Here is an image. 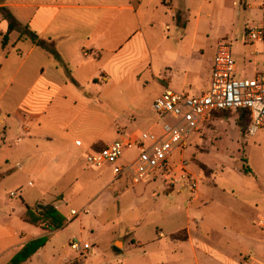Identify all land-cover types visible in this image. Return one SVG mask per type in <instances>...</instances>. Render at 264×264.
Instances as JSON below:
<instances>
[{
    "label": "crops",
    "instance_id": "crops-1",
    "mask_svg": "<svg viewBox=\"0 0 264 264\" xmlns=\"http://www.w3.org/2000/svg\"><path fill=\"white\" fill-rule=\"evenodd\" d=\"M0 8L9 9L38 41L59 54L56 58L37 42L20 39L17 30L3 48L9 23L0 15V261H10L27 243L45 236L52 239L66 228L51 231L48 224H32L26 217H38V206L53 205L66 218L62 205L68 204L72 189L76 195L83 193L77 187L79 176L94 168L87 162L90 154L109 147L121 135L139 137L111 121L108 105L113 100L122 105L120 96L129 91V107L134 108L130 111L127 106L123 112L136 115L140 109L136 82L115 85L113 96L108 72L147 73L161 94L172 90L201 96L210 88L221 42H239L238 35L244 42L247 31L264 27V0H0ZM246 49L238 55V63L252 57L263 69L264 42ZM211 50L215 52L209 59ZM105 56L110 68L101 71ZM98 71L102 73L97 77ZM151 121L147 132L159 133ZM188 171L196 179L195 192L186 181L170 184L161 178L162 192L176 203L174 208L185 215L186 224L169 235L161 231L150 243L133 241V245L151 249L168 236L177 245L174 251L181 252V262L187 254L190 264H264V226L258 224L264 221V211L258 201L229 199L242 210L256 211L252 221L246 220L228 208L229 201L225 205L217 200L214 191L221 189L211 178L212 170L208 179L197 169ZM156 183L157 179L143 185ZM7 185L13 186L10 194ZM135 187L126 176L108 179L102 191L107 199L98 203V217L116 207L121 215L120 202ZM152 195L159 197L155 190ZM19 196L21 204L9 209V197ZM212 204L213 213L206 214ZM228 211L241 218L238 233L227 230L219 218ZM129 219V226H139L138 215ZM245 220L250 223L244 224Z\"/></svg>",
    "mask_w": 264,
    "mask_h": 264
},
{
    "label": "rangeland",
    "instance_id": "rangeland-1",
    "mask_svg": "<svg viewBox=\"0 0 264 264\" xmlns=\"http://www.w3.org/2000/svg\"><path fill=\"white\" fill-rule=\"evenodd\" d=\"M237 38L239 42L228 43L231 45L233 57L238 63L237 57L247 51V44L245 40L243 42L244 38L240 35ZM223 43L226 42L222 41L221 44ZM214 52L211 50L209 59L213 57ZM107 57L105 56L100 64L101 71L110 68L108 65L111 63L110 58ZM261 70V66L255 65L254 58H246L244 63L237 64V73L234 78L236 80H252ZM101 71L96 72L97 77L100 76ZM108 74L110 75L108 84L111 86V90L115 89L112 91L113 96L117 95L115 85L118 87L120 83L126 85L130 82H136L137 85L140 109L136 115L123 112V108L129 107V91L120 96L122 105L117 104L114 100L108 104L112 108V113L109 114L111 121H116L127 133L136 131L140 135L143 132L151 131L148 128V122L151 120V123H156V130L160 132L164 125L177 123V120L170 115H158L151 110L150 106L163 93L161 94L160 87L154 80H151L147 73L135 76V73H119L112 70ZM132 94L134 95L135 91L133 93L132 90ZM133 108L130 106L129 110L132 111ZM239 121L243 130L238 126ZM249 123L250 117L244 112L232 111L218 115L210 125L192 133L186 142V149L176 153L168 165L173 166L174 162L179 161L182 156L188 161V168L201 171L204 179H208L207 176H210V169L213 171L212 180L215 181L219 190L225 191L223 194L221 190L216 191L215 189L214 191L213 189L219 202H225L226 205L227 201L234 196L243 202L258 201L259 210L264 211V130H260L255 136H247L246 130ZM121 136L117 138V141L125 140V137ZM136 155H138L137 148L126 149L123 159L129 161ZM124 160H121L119 165L124 164ZM113 177L112 170L108 168L86 169L79 176V185L77 186L83 193L76 195L72 189L68 204L62 205V211L67 215L63 227L66 228L49 239V243L41 249L39 255L33 256L31 261L28 260L29 262L26 261L22 264H151V262L154 264L164 262H167L166 264H190V257L187 254L181 262V252L174 251L177 249V245L168 236L151 249L133 245V241L141 243V245L150 243L161 231L169 235L170 231L186 224L185 215L179 214L174 208L176 203L162 192L164 186L160 176L157 178L158 183L156 184L147 187L140 184L132 189V192L120 202L121 215L118 214L116 207L104 217H98V203L101 199L102 202L107 199V195L102 194L103 186L108 179ZM6 187L10 194L13 186L7 185ZM154 190L159 193V197H153ZM97 199L98 201L91 205ZM161 202L164 203L160 204ZM7 203L9 209L15 204L19 206L21 204L20 196L17 199L9 197ZM228 205V208L234 210L239 216L243 214V218L246 220L252 221V218L257 215L254 210L249 213V209L244 206L245 210H242L238 203L234 204L229 201ZM213 206L215 205L212 204L205 213H213ZM71 209L76 210L78 214L72 215ZM132 210L134 211L131 212ZM135 214L139 216V226L133 227L134 224L129 226V218ZM191 214L198 217L194 210ZM219 218L227 230L238 233L241 218L230 214L229 211L227 215L222 214ZM246 220L244 224L250 223ZM252 229L255 230L253 226ZM217 237V235H213V239H217ZM71 241L87 243L90 249L82 255L78 254L72 250ZM122 241L125 242V249ZM249 260L251 263L255 262L250 258ZM8 261V258H5L0 261V264H8L11 260Z\"/></svg>",
    "mask_w": 264,
    "mask_h": 264
},
{
    "label": "built area",
    "instance_id": "built-area-1",
    "mask_svg": "<svg viewBox=\"0 0 264 264\" xmlns=\"http://www.w3.org/2000/svg\"><path fill=\"white\" fill-rule=\"evenodd\" d=\"M264 42V27L247 31V45ZM237 61L232 54L231 45L226 42L217 48L209 90L201 96H191L166 90L153 104V111L158 115H170L177 120L175 125L166 124L161 132H143L138 138L129 137L117 141L99 152L87 157V162L94 168H109L114 176H126L132 186L148 183L159 176L176 184L186 181L192 192L196 191V179L188 171V161L180 159L178 166L168 163L172 157L186 149V142L194 132L208 126L217 112L246 109L250 112L251 122L246 130L247 136H255L264 130V65L262 71L252 80H236ZM80 146V143L77 142ZM137 148L138 155L132 160L119 165L125 150ZM12 197L16 193L11 194ZM78 213L73 211L72 215ZM264 226V221L258 223ZM73 251L86 253L89 244L70 242Z\"/></svg>",
    "mask_w": 264,
    "mask_h": 264
},
{
    "label": "trees",
    "instance_id": "trees-1",
    "mask_svg": "<svg viewBox=\"0 0 264 264\" xmlns=\"http://www.w3.org/2000/svg\"><path fill=\"white\" fill-rule=\"evenodd\" d=\"M0 15L3 20L7 21L9 23V30L8 32L3 36V48H6L9 44L10 34L14 32L15 30L20 32V39L22 38H29L33 42H37L38 46L46 50L49 54L53 55L54 57L58 58L59 54L56 51L55 48L47 46L45 42L38 41L37 35L31 30L29 26H23L20 24L13 14L10 12L7 8H0ZM232 111H222L217 112L216 115H223L225 113H230ZM236 112H244L250 117L251 122V116L250 112L246 109H240ZM225 117V116H224ZM250 123L248 124V126ZM238 126L243 130V126L238 122ZM247 126V127H248ZM37 212L39 213V216H31L27 215L26 220L28 222L33 223H46L48 224L51 231L59 230L62 227H64V222L66 221L65 217H63L58 210L53 205H47V206H38ZM49 240V236H45L43 238H39L36 240H33L29 243H27L19 252H17L11 261L8 264H22L29 259H31L41 248H43L46 243ZM116 250H119L118 248H115ZM120 251V250H119Z\"/></svg>",
    "mask_w": 264,
    "mask_h": 264
}]
</instances>
